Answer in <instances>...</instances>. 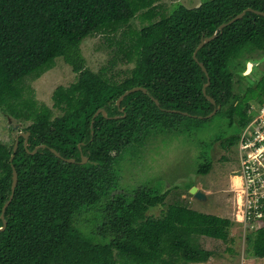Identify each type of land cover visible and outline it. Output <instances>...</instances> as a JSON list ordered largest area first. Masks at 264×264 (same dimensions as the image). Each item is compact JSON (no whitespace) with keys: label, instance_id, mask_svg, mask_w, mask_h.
<instances>
[{"label":"trees","instance_id":"1","mask_svg":"<svg viewBox=\"0 0 264 264\" xmlns=\"http://www.w3.org/2000/svg\"><path fill=\"white\" fill-rule=\"evenodd\" d=\"M159 2L0 0V112L30 122L22 130L29 133L27 148L19 137L12 162V146L0 143V213L10 193L11 166L18 175L0 232V264H204L212 253L200 246V238L232 241L229 219L200 213L179 196L161 216H147L164 203L167 188L112 195L120 189L119 161L152 133L189 135L212 122L214 117H204L219 106L214 116L240 130L217 140L230 148L264 103V73L256 80L241 73L250 56L264 54L263 17L246 13L197 52L210 81L206 95L215 106L202 94L206 77L192 58L201 39L221 24L247 8L264 12V0H207L169 12ZM136 17L147 25L123 33L98 73L87 69L82 41L102 35L111 47L110 36ZM57 59L77 79L53 92L52 107L59 112L54 117L44 105L37 107L31 92L27 99L23 95L25 81L38 79ZM120 64L133 67L121 79L109 75ZM135 87L147 94L131 93L117 107L116 100ZM99 109L106 117H93ZM40 145L45 148L28 153ZM80 153L87 158L83 165ZM199 158L196 174L204 176L211 162L208 155ZM191 187L190 182L185 189ZM80 218L87 231L76 226ZM242 238L246 257L264 258V228Z\"/></svg>","mask_w":264,"mask_h":264},{"label":"rangeland","instance_id":"2","mask_svg":"<svg viewBox=\"0 0 264 264\" xmlns=\"http://www.w3.org/2000/svg\"><path fill=\"white\" fill-rule=\"evenodd\" d=\"M207 0H160L157 5H163L169 12L176 5L186 8H196ZM147 25V22L136 17L129 23V28L110 36L112 46L105 42L104 36L95 35L84 39L80 45V51L85 59V67L91 72L98 71L107 65L116 48V42L121 39L123 33L130 30L139 32ZM250 61H245V67L249 64V70L242 76L252 80L258 79L264 73V54H253ZM133 65L120 64L113 75L116 79L123 78L126 68L130 70ZM77 79L71 68L62 60L57 59L53 67L43 73L38 79L25 81L24 99L32 97L37 102V107L44 105L49 108L54 117L59 115L53 106L52 94L57 87H69ZM238 77L235 76V82ZM241 81V80H240ZM241 84H247L244 79ZM240 84V85H241ZM237 86V84H236ZM264 104V103H263ZM214 117L212 122H205L201 127L189 135H178L173 132L152 133L141 143L135 145V151L125 160L119 161V186L117 192L131 194L140 187H152L164 191L168 189L167 197L162 205L150 209L147 216L159 217L166 207L179 196L190 207L200 213L227 218L232 222L229 231L231 242H221L206 237L199 239V244L205 250L212 253L204 264H252L247 262L244 241L242 238L243 219L242 202L244 184L239 175L237 161V145L230 148H222L220 141L229 136L238 135L236 127H228L224 118ZM211 117V118H212ZM199 118V117H198ZM210 119V118H209ZM211 120V119H210ZM30 122L17 121L11 116L0 112V143L13 146L15 138ZM17 127L16 130L13 128ZM208 155L211 168L208 174L199 176L196 169L200 163L199 157ZM240 180V181H239ZM197 187L205 194L204 201H197L188 194L185 189L189 184ZM76 226L81 230L85 227L84 218L78 219ZM252 232V231H247ZM263 264V263H262Z\"/></svg>","mask_w":264,"mask_h":264},{"label":"built area","instance_id":"3","mask_svg":"<svg viewBox=\"0 0 264 264\" xmlns=\"http://www.w3.org/2000/svg\"><path fill=\"white\" fill-rule=\"evenodd\" d=\"M239 175L244 184L242 237L246 231L264 228V104L241 131L237 143ZM245 264L244 259H241ZM247 262L264 264V258H250Z\"/></svg>","mask_w":264,"mask_h":264},{"label":"water","instance_id":"4","mask_svg":"<svg viewBox=\"0 0 264 264\" xmlns=\"http://www.w3.org/2000/svg\"><path fill=\"white\" fill-rule=\"evenodd\" d=\"M252 13L256 16H261L264 18V12H261V11H256V10H252L250 8H247L245 10H243L241 13H239L238 15H236L235 17H233L232 19H230L228 22L224 23V24H221L216 30L215 32L210 36V37H207V38H203L201 39V41L199 42V44L197 45V47L195 48L194 52H193V55H192V58L193 60L197 63V65L199 66V68L201 69V71L204 73L205 77H206V83L202 86V94L203 96L205 97V99L213 106H215V102L214 100L207 96L206 95V88L209 86V77H208V74L206 72V69L204 68L203 64L198 62L197 59H196V54L197 52L203 47L205 46L206 44H208L209 42L213 41L217 35L227 26L233 24L234 22L238 21V20H241L246 13ZM249 64L246 65V72L249 70ZM142 92L144 94H147V90L145 88H142V87H135V88H132L126 92H124L115 102V105L117 107H119L120 105V102L123 100L124 97H126L127 95L131 94V93H134V92ZM151 100L155 103V105H158V101L151 98ZM219 106H216V108H214L212 110V112L210 114H208L206 117H204L205 119H209L211 118L212 116H214L217 112V110H219ZM121 112H123V110H120ZM172 113H179L177 111H172ZM98 114H102L103 117H106V113L104 112L103 109H99L93 117H96ZM182 114L183 116H189L187 113H180ZM202 117H199V119H201ZM14 130L17 129V127H14L13 128ZM91 135H93V132H91ZM19 137L23 138V146L24 148H27V140H28V137H29V133H19L17 135V137L15 138V141H14V144L12 146V150H11V155H10V158H9V161L12 162L13 158H14V155L17 151V148H18V139ZM45 146L44 145H40V146H37L35 147L31 152H28L29 154L33 155L35 154L39 149H44ZM56 158H59L67 163H70V164H74L75 161L72 160V159H63L60 154L58 152H56L55 150L53 149H50L49 150ZM80 157H81V161L79 164L83 165L87 162V158L84 157L82 155V153H80ZM17 181H18V175H17V172L15 170V168L13 166H11V185H10V193H9V196L7 198V201L4 203L2 209H1V213H0V220L2 221V226L0 227V232L1 231H4V229L6 228V220L4 218V213H5V210L6 208L9 206L10 202L12 201L13 199V195H14V191H15V188L17 186ZM115 193H118V192H113L112 195H114ZM188 194L190 196H193L194 199H196L197 201H204L206 199V196L204 193H202L197 187L193 186L191 187V189L188 191Z\"/></svg>","mask_w":264,"mask_h":264},{"label":"flooded vegetation","instance_id":"5","mask_svg":"<svg viewBox=\"0 0 264 264\" xmlns=\"http://www.w3.org/2000/svg\"><path fill=\"white\" fill-rule=\"evenodd\" d=\"M173 133H175V132H173ZM177 134V133H176Z\"/></svg>","mask_w":264,"mask_h":264},{"label":"bare ground","instance_id":"6","mask_svg":"<svg viewBox=\"0 0 264 264\" xmlns=\"http://www.w3.org/2000/svg\"><path fill=\"white\" fill-rule=\"evenodd\" d=\"M240 181V180H239Z\"/></svg>","mask_w":264,"mask_h":264}]
</instances>
